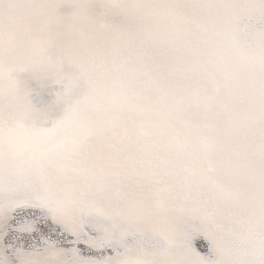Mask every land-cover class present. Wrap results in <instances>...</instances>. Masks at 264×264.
<instances>
[{"label":"snow or ice","instance_id":"obj_1","mask_svg":"<svg viewBox=\"0 0 264 264\" xmlns=\"http://www.w3.org/2000/svg\"><path fill=\"white\" fill-rule=\"evenodd\" d=\"M0 264H264V0H0Z\"/></svg>","mask_w":264,"mask_h":264},{"label":"bare ground","instance_id":"obj_2","mask_svg":"<svg viewBox=\"0 0 264 264\" xmlns=\"http://www.w3.org/2000/svg\"><path fill=\"white\" fill-rule=\"evenodd\" d=\"M21 235H22L21 243H24L25 241H27L28 243H32V244L36 243V239L31 234L24 233ZM197 243H200V242L198 241Z\"/></svg>","mask_w":264,"mask_h":264}]
</instances>
